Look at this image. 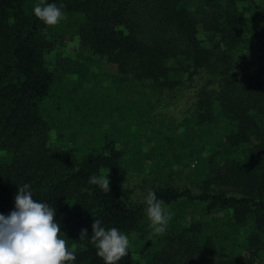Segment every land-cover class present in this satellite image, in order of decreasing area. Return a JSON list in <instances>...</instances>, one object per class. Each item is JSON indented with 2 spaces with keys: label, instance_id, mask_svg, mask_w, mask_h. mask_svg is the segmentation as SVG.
I'll return each instance as SVG.
<instances>
[{
  "label": "trees",
  "instance_id": "obj_1",
  "mask_svg": "<svg viewBox=\"0 0 264 264\" xmlns=\"http://www.w3.org/2000/svg\"><path fill=\"white\" fill-rule=\"evenodd\" d=\"M37 4L63 5V18L45 25ZM73 41L77 60L60 69ZM257 45L264 48V0H0V214L14 210L18 186L30 185L34 200L56 210L76 257L69 264H104L94 220L128 236L117 264H264ZM66 132L72 146L60 144ZM138 133H187L181 143L195 153L188 186L152 190L170 213L162 234L146 202L125 205L118 187L132 165L158 169L163 160L171 175L181 163L165 157L172 139L143 148ZM101 174L109 192L89 183Z\"/></svg>",
  "mask_w": 264,
  "mask_h": 264
},
{
  "label": "clouds",
  "instance_id": "obj_2",
  "mask_svg": "<svg viewBox=\"0 0 264 264\" xmlns=\"http://www.w3.org/2000/svg\"><path fill=\"white\" fill-rule=\"evenodd\" d=\"M62 7L37 4L33 12L45 25L54 26L63 18ZM89 183L109 192L108 176L92 175ZM29 188L28 184L18 186L14 210L7 216L0 214V264H69L76 257L74 250H69L67 241L61 238V226L55 219L56 210L34 200ZM145 202L153 233H164L170 213H165L163 202L153 191L147 193ZM91 228V240L104 264H117L128 254L127 235L115 227L106 230L100 220H94ZM87 235V230L82 229L79 239Z\"/></svg>",
  "mask_w": 264,
  "mask_h": 264
},
{
  "label": "rangeland",
  "instance_id": "obj_3",
  "mask_svg": "<svg viewBox=\"0 0 264 264\" xmlns=\"http://www.w3.org/2000/svg\"><path fill=\"white\" fill-rule=\"evenodd\" d=\"M74 41L70 44L68 43L66 45V48L64 49L65 55H60L59 62V68L64 69L67 67L68 63H70L71 59L75 58V46ZM74 46V47H73ZM250 51L253 50V57L252 60H258L262 59L264 60V48L262 46L257 45L256 47L249 49ZM250 51L244 50L242 54L248 56ZM77 60V59H76ZM94 70V69H93ZM65 71V70H64ZM67 72V74H66ZM66 77L67 79H75L76 75L74 72H68L66 71ZM59 72H56L57 76ZM62 73H64L62 71ZM89 80V78H87ZM119 102H123V100H118ZM170 116H175V118L178 117V114L173 110L167 113ZM57 121L56 122H64V118H61L60 115L56 116ZM106 129V128H105ZM54 130V129H53ZM55 131V130H54ZM57 136L59 133H56ZM101 135L102 133H94V136ZM114 134L113 136L117 135L119 136L120 133H111ZM187 133H138L139 138L141 140V145L143 148H146L150 145H156L157 143H160L162 140H159L161 138V135H164L167 138L172 139L175 142V145L173 147L175 150H171L168 152H165V157L170 160L172 157L175 156V159L177 160V163L180 161V166L177 164L174 166L173 164V171L172 174L169 175V169L166 167H163L164 161L161 160L162 163L158 164V169H153L151 163H146L142 168L139 170H136L137 167L135 165H132L133 167H130L128 170V173L126 175V179L121 185L118 187V193L120 196L121 201L128 206H137L145 201V197L149 191H152L159 185H172L176 186L177 188H184L185 186H188L186 181V175L188 174V171L190 169V166L192 165V156L195 155L192 148H189L187 146L182 145L181 143V137ZM93 135V133H92ZM69 136L68 133H64L61 143L64 146H72L70 141L68 140ZM88 141H93V138L90 137V139H87ZM85 143V140H80V142ZM81 142V143H82ZM192 155V156H191ZM166 171V173H163Z\"/></svg>",
  "mask_w": 264,
  "mask_h": 264
}]
</instances>
